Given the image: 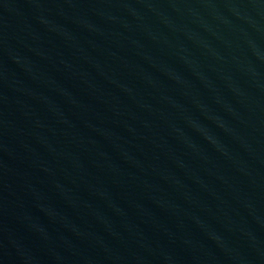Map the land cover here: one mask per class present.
<instances>
[{
    "label": "water",
    "instance_id": "water-1",
    "mask_svg": "<svg viewBox=\"0 0 264 264\" xmlns=\"http://www.w3.org/2000/svg\"><path fill=\"white\" fill-rule=\"evenodd\" d=\"M0 264H264V0H0Z\"/></svg>",
    "mask_w": 264,
    "mask_h": 264
}]
</instances>
